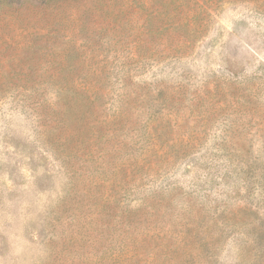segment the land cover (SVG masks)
<instances>
[{
  "label": "rangeland",
  "instance_id": "rangeland-1",
  "mask_svg": "<svg viewBox=\"0 0 264 264\" xmlns=\"http://www.w3.org/2000/svg\"><path fill=\"white\" fill-rule=\"evenodd\" d=\"M0 264H264V0H0Z\"/></svg>",
  "mask_w": 264,
  "mask_h": 264
}]
</instances>
